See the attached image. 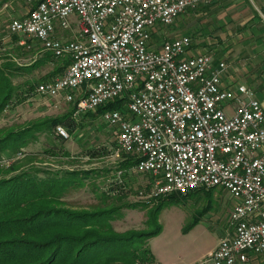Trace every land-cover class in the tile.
I'll return each instance as SVG.
<instances>
[{
	"label": "built area",
	"instance_id": "2783aa9c",
	"mask_svg": "<svg viewBox=\"0 0 264 264\" xmlns=\"http://www.w3.org/2000/svg\"><path fill=\"white\" fill-rule=\"evenodd\" d=\"M209 3L210 0H204ZM14 19L21 45L37 40L63 75L39 95L75 105L76 114L106 111L118 152L153 180L154 197L220 188L234 200L219 246L197 264H253L264 258V107L246 85L224 83L228 63L191 54L184 36L154 45V36L196 10L201 0H25ZM79 32L73 31V22ZM59 135L68 132L58 128ZM119 156V154H117Z\"/></svg>",
	"mask_w": 264,
	"mask_h": 264
},
{
	"label": "rangeland",
	"instance_id": "374dc122",
	"mask_svg": "<svg viewBox=\"0 0 264 264\" xmlns=\"http://www.w3.org/2000/svg\"><path fill=\"white\" fill-rule=\"evenodd\" d=\"M16 4L18 9L22 5L24 8L27 6L25 0H0V66L9 63L14 68L25 67L13 77V83L23 87L24 96L22 94L19 99H14L0 115V129L6 132L20 131L27 146L15 154L4 153L0 159V169L3 172L11 170L6 176L33 167L43 172L40 177L78 172L82 174L83 181L79 182L80 185L73 184L61 196V208L92 211L97 208L127 207L113 213L118 218L113 221L114 228L118 232L157 229V234L149 239L155 260L153 264H197L209 249L217 245L229 226L234 200L220 188L213 189L211 193L194 191L180 194L177 201L168 202L154 216L159 202L154 197L153 180L147 174H138L133 167L125 168L126 157L118 152L115 129L105 122L106 115H96V112L76 114L73 104L47 99L37 93L36 86L55 78L49 75L61 62L51 59L50 53L43 52L37 40L27 39L32 45L31 49L18 45L22 37L10 31L13 19L11 10ZM200 4L201 8L193 12L199 14V17L194 16L195 24H199L196 25L199 31L204 32L207 30L208 12L203 6L211 4L204 0ZM191 12L180 15L177 20ZM162 31L154 36V45L169 40ZM78 32V23L74 21L73 31L63 35L71 38ZM232 47L223 44L198 45L193 46V50L200 54L212 52L218 62L228 59L230 55L225 53ZM42 58H47V62L26 69ZM28 84L35 87L31 89ZM70 114L76 126L68 137L59 135L57 130L60 126L47 128L43 125L45 121ZM35 125H41L42 130H35ZM30 129L33 131L27 132ZM138 203L142 207L129 208ZM199 219L200 222L197 221ZM147 221L150 222L147 224ZM253 264H264V258Z\"/></svg>",
	"mask_w": 264,
	"mask_h": 264
},
{
	"label": "trees",
	"instance_id": "16d2710c",
	"mask_svg": "<svg viewBox=\"0 0 264 264\" xmlns=\"http://www.w3.org/2000/svg\"><path fill=\"white\" fill-rule=\"evenodd\" d=\"M42 49L43 52L50 53L51 59H55L51 52L43 47ZM55 60L61 64L49 77L63 75L69 64L66 58ZM46 62L47 58H42L26 69L35 68ZM24 68L17 66L14 68L9 63L0 66V115L14 99H19L24 93L21 84L17 86L13 83L14 74ZM28 86L31 89L35 87L30 84ZM123 108L124 102L117 101L99 108L95 114L104 116L108 110ZM43 125L48 126L47 128L61 126L71 135L75 131L76 121L70 114L45 121ZM34 128L37 131L42 130L41 125H35ZM32 131L30 129L27 132ZM12 132L0 129V159L4 153L15 154L27 146L20 131ZM123 155L126 157L125 168H134L136 164L134 157ZM10 171L3 172L0 169V264H153L155 262L149 247V239L157 234V229L118 232L114 228L113 221L118 218L114 217L113 213L127 207L97 208L92 211L61 208V196L73 184L80 185L79 182L83 181L82 174L55 173L54 177H40L43 172L33 167L24 169L16 175L6 176ZM206 191L211 193L213 190ZM179 197L180 194L174 193L156 198L159 205L155 208L154 216L158 215L168 202L177 201ZM138 207H142L141 204L129 206V208ZM197 221L200 222V219ZM149 222L147 221V224Z\"/></svg>",
	"mask_w": 264,
	"mask_h": 264
},
{
	"label": "crops",
	"instance_id": "0c3cea01",
	"mask_svg": "<svg viewBox=\"0 0 264 264\" xmlns=\"http://www.w3.org/2000/svg\"><path fill=\"white\" fill-rule=\"evenodd\" d=\"M209 3V6L204 5L207 7L203 6L208 12L207 30L204 32L199 31L196 26L199 24H195L194 16L199 17V14H195L194 10L176 20L174 25L164 28L162 32L169 40L189 36L193 40V46H233L225 53L230 55L229 60L222 59L229 63L224 83L232 87L239 84L248 86L264 107V0H211ZM201 6L200 4L198 9ZM11 13L12 21L23 18L29 14V7L24 8L22 5L18 9L16 4ZM20 41L18 45H21ZM193 49L191 54H200ZM209 54L214 55L212 52ZM230 59L233 61L230 62ZM228 228L229 226L224 230L223 236ZM223 236L219 238V242ZM219 242L204 255L216 249Z\"/></svg>",
	"mask_w": 264,
	"mask_h": 264
},
{
	"label": "bare ground",
	"instance_id": "6f19581e",
	"mask_svg": "<svg viewBox=\"0 0 264 264\" xmlns=\"http://www.w3.org/2000/svg\"><path fill=\"white\" fill-rule=\"evenodd\" d=\"M120 112H121V109H119V110H114V111H113V113H120ZM58 128H61V126L58 127Z\"/></svg>",
	"mask_w": 264,
	"mask_h": 264
}]
</instances>
